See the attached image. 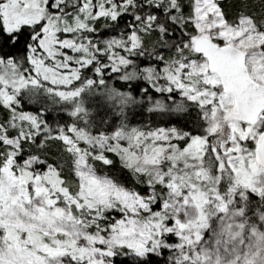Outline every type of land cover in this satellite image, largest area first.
<instances>
[{
	"label": "snow or ice",
	"instance_id": "6c2138e0",
	"mask_svg": "<svg viewBox=\"0 0 264 264\" xmlns=\"http://www.w3.org/2000/svg\"><path fill=\"white\" fill-rule=\"evenodd\" d=\"M0 264H264V0H0Z\"/></svg>",
	"mask_w": 264,
	"mask_h": 264
},
{
	"label": "trees",
	"instance_id": "16d2710c",
	"mask_svg": "<svg viewBox=\"0 0 264 264\" xmlns=\"http://www.w3.org/2000/svg\"><path fill=\"white\" fill-rule=\"evenodd\" d=\"M237 0H224L220 2L225 11H229L236 4ZM254 3L258 5L259 0H253ZM86 106L94 109L93 116L98 121L101 117L104 116L106 108L102 104H99L94 98H88L86 100ZM101 172L106 171V169H100ZM110 174L116 176H122L123 173L120 171L119 164L117 163L116 168L112 169Z\"/></svg>",
	"mask_w": 264,
	"mask_h": 264
},
{
	"label": "water",
	"instance_id": "95a60500",
	"mask_svg": "<svg viewBox=\"0 0 264 264\" xmlns=\"http://www.w3.org/2000/svg\"><path fill=\"white\" fill-rule=\"evenodd\" d=\"M222 1H224V0H220V2H222Z\"/></svg>",
	"mask_w": 264,
	"mask_h": 264
}]
</instances>
